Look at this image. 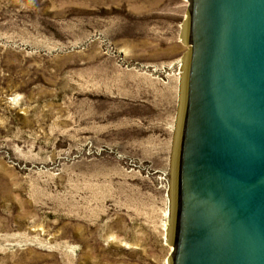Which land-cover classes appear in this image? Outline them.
Listing matches in <instances>:
<instances>
[{"label":"rangeland","instance_id":"374dc122","mask_svg":"<svg viewBox=\"0 0 264 264\" xmlns=\"http://www.w3.org/2000/svg\"><path fill=\"white\" fill-rule=\"evenodd\" d=\"M189 6L0 0V264H172Z\"/></svg>","mask_w":264,"mask_h":264},{"label":"water","instance_id":"95a60500","mask_svg":"<svg viewBox=\"0 0 264 264\" xmlns=\"http://www.w3.org/2000/svg\"><path fill=\"white\" fill-rule=\"evenodd\" d=\"M172 264H264V0H189Z\"/></svg>","mask_w":264,"mask_h":264},{"label":"bare ground","instance_id":"6f19581e","mask_svg":"<svg viewBox=\"0 0 264 264\" xmlns=\"http://www.w3.org/2000/svg\"><path fill=\"white\" fill-rule=\"evenodd\" d=\"M188 69H189V62H186L185 67H184V81L187 80V75H188ZM174 203V202H173ZM172 227V226H171ZM170 227V229H171Z\"/></svg>","mask_w":264,"mask_h":264}]
</instances>
